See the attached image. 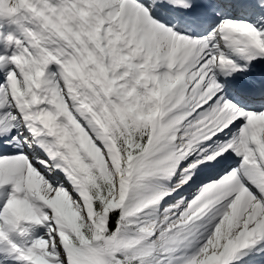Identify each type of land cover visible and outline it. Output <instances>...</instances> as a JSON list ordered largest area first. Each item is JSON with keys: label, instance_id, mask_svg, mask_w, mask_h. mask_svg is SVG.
<instances>
[{"label": "snow or ice", "instance_id": "obj_1", "mask_svg": "<svg viewBox=\"0 0 264 264\" xmlns=\"http://www.w3.org/2000/svg\"><path fill=\"white\" fill-rule=\"evenodd\" d=\"M0 264H264V0H0Z\"/></svg>", "mask_w": 264, "mask_h": 264}]
</instances>
